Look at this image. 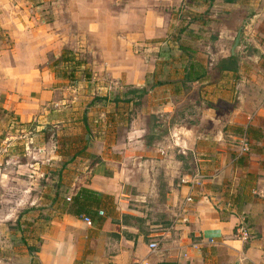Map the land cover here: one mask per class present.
<instances>
[{"label":"crops","instance_id":"crops-1","mask_svg":"<svg viewBox=\"0 0 264 264\" xmlns=\"http://www.w3.org/2000/svg\"><path fill=\"white\" fill-rule=\"evenodd\" d=\"M35 4L0 0L1 34L9 41L0 39V108L12 116L9 129L17 128L4 140L0 123L1 145L13 146L5 159L21 155L13 145L21 139L42 155L45 127L53 125L59 144L47 150L61 168L60 189L74 195L86 188L112 200L92 225L56 203L62 215L40 228L35 263L264 264V0ZM166 35L173 49L167 78L153 83L159 68L150 50ZM237 38L239 46L226 53ZM65 50L86 58L80 69L90 68L94 81L83 86L96 82L107 92L115 84L117 98L78 112L86 93L51 63ZM231 55L236 69H222L219 62ZM190 61L203 78L185 80ZM152 85L143 97L135 91ZM197 174L205 177L201 185H182ZM187 196L194 201L185 203ZM24 206L14 201L7 213ZM242 223L248 240L235 233Z\"/></svg>","mask_w":264,"mask_h":264},{"label":"rangeland","instance_id":"rangeland-1","mask_svg":"<svg viewBox=\"0 0 264 264\" xmlns=\"http://www.w3.org/2000/svg\"><path fill=\"white\" fill-rule=\"evenodd\" d=\"M31 1L37 3L35 5H38L41 0ZM1 40L4 43L9 42L5 35H2ZM157 42L158 44H154L151 48L152 50H150V52L156 54L154 55L155 57H153L156 59V64L159 68L158 74H154L153 78H151L153 79V83H155L156 76H159V79L167 78V73H165V70H167V54H169V51L171 53L173 50L170 48L169 51L167 50V35L163 39L157 40ZM238 46L239 43L236 45L234 40H230L228 46H226V53H229L232 47L236 49ZM66 55L68 57L64 56V58L74 57L77 61L82 60L87 64V60H85L86 58L84 59L79 56L77 58V55L74 53ZM61 57H63V54ZM61 57H53L51 63L54 64L57 70V75L61 73L64 76H68L70 72L74 71V69L70 66L61 69L64 64L60 60ZM176 58L178 59V57ZM88 79L94 81L90 68L85 67L84 70L76 73V78L71 80L70 83V86L76 91L80 90L81 92L86 93L83 95L81 101H77L79 102L78 112H81V108L85 113L93 111V108L103 109L105 106L102 105L98 107V104L106 102L105 99L110 101L111 98H117L118 93H116L117 90L115 84H112L111 88L107 86L109 89L106 92L94 87L96 82H90L91 84L89 86H83L86 85V80ZM151 84L152 83H149V85ZM129 90L130 89H126V91ZM87 107L91 108L87 109ZM12 120L11 114L9 112H3L0 108V123L2 124L3 130L1 139L5 140L6 138L13 136V134H17L16 127L9 129L13 124ZM29 127H27L28 130L31 128ZM124 129L125 127H121L119 131L122 132ZM55 130L56 129L53 125L45 127L43 137L44 151H42L43 154L39 153L42 154L39 156H35L33 150H26V145H19V141H23V139L15 141V144L13 145L21 155H18L17 159L10 162H7L5 158L7 154L10 153L9 148L13 146H7L5 143L1 145L2 141H0V264H36L34 256L37 250L33 251L32 249H38L41 244L37 243V241L40 242L41 239L38 235L40 233V228H42L45 223L47 225L55 215H62L63 210L61 211V209L56 206V203H59V207L61 208L64 204L68 205L71 203V200H68V198H72L73 195L64 189H60V185L57 188L59 183H56V181L58 175L61 173V168L57 167L55 162L53 163L51 160V153L47 150V148L50 150L53 148L55 150V146L59 144L56 142ZM36 160L39 163L37 168L31 166L32 163H30V161L35 162ZM27 162L28 164H26ZM6 170H8V172ZM4 172L8 174V177H5L2 174ZM29 197L33 198V200L37 197L36 205L38 206H30ZM57 199H59L58 202ZM22 200H24L26 204H23ZM14 201L20 203V207L23 205L25 206L23 208H16L17 210H13L14 212L9 214L7 213V208H11ZM38 220H43V224L38 226L36 231L34 225ZM250 236H252V234H250Z\"/></svg>","mask_w":264,"mask_h":264},{"label":"trees","instance_id":"trees-1","mask_svg":"<svg viewBox=\"0 0 264 264\" xmlns=\"http://www.w3.org/2000/svg\"><path fill=\"white\" fill-rule=\"evenodd\" d=\"M227 2H233L234 0H225ZM2 29L0 28V39H2ZM184 51H187V49H184ZM66 54H73L72 51L65 50L63 52V57H61V61H70L73 64V69L74 71L70 72L68 77L71 80H74L76 78V73L79 71V68L84 64V61L80 60L77 61L76 58L74 57H69V58H64L68 57ZM189 57L192 58V55L189 54ZM72 58V59H71ZM236 60L237 58L234 55H231L230 57L223 59L219 62L220 67L223 69H233L235 70V65H236ZM194 62L189 63V71L186 73L185 80L186 81H193V80H198L199 78H203L206 74L205 71H192L194 69ZM234 65V66H233ZM163 84L162 82L157 83ZM152 86L145 87L142 89H136L135 91L139 93V96L143 97L148 94L149 90H151ZM108 100V99H105ZM6 112V110H4ZM251 128L248 129L250 131ZM60 175V174H59ZM60 183L58 184L57 188L59 187ZM112 200L108 195L101 194L99 192L86 189V188H81L76 192L72 198H71V203H69L66 208L67 213L78 216V217H83V216H89L93 221L96 222H101L103 220V216L101 214V211L104 210L103 207L105 205L110 204ZM66 206V207H67ZM247 248V245L245 246V249ZM33 251H36L37 249H32Z\"/></svg>","mask_w":264,"mask_h":264},{"label":"built area","instance_id":"built-area-1","mask_svg":"<svg viewBox=\"0 0 264 264\" xmlns=\"http://www.w3.org/2000/svg\"><path fill=\"white\" fill-rule=\"evenodd\" d=\"M240 147H241V152L243 154L248 153L250 151V144L248 142V137L246 134H244L240 140ZM203 178L205 177L201 174L188 175L182 178L181 183L182 185H185V186L190 187L191 189H194L195 187L201 185ZM68 200H71V198H68ZM193 201L194 199L192 198V196H187L185 198V203H192ZM83 219L88 225L93 224V220L89 216H83ZM235 233L238 237H240L243 240H248L250 236V232L244 223L237 226ZM150 247L154 251H156L158 250L159 243L154 241L150 244Z\"/></svg>","mask_w":264,"mask_h":264},{"label":"water","instance_id":"water-1","mask_svg":"<svg viewBox=\"0 0 264 264\" xmlns=\"http://www.w3.org/2000/svg\"><path fill=\"white\" fill-rule=\"evenodd\" d=\"M238 43H239V38L236 39V45H238ZM234 49H235V48H234ZM235 264H240V262L237 261Z\"/></svg>","mask_w":264,"mask_h":264}]
</instances>
